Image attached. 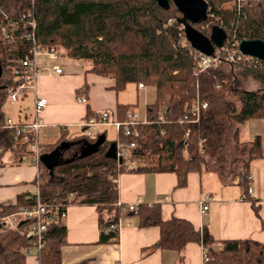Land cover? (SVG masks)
Instances as JSON below:
<instances>
[{
  "label": "trees",
  "instance_id": "1",
  "mask_svg": "<svg viewBox=\"0 0 264 264\" xmlns=\"http://www.w3.org/2000/svg\"><path fill=\"white\" fill-rule=\"evenodd\" d=\"M233 1L207 0L211 20H220L223 26L231 28L236 35L232 40H264V0H245L240 9L234 5L233 11L226 10L224 5ZM29 13L32 14L29 20L33 18L38 24L39 47L62 46L65 57L92 61L94 73L115 80L117 93L129 84L154 87L156 100L147 106L149 123L136 128L137 137L126 135L123 128L118 132L117 142L128 149V160L136 163L135 169L119 166L109 156L110 142L52 169L39 159L35 180L38 192L20 195L16 205L0 206V252L4 264H27L31 222L25 223L20 218L19 229L24 230V235L5 228L3 219L15 213L20 216L24 209H32L39 201L47 206L76 203L96 206L101 243L119 240L121 220L128 214L137 217L141 227L160 228L156 248L182 254L188 243L199 242L209 258L205 264H264V243L259 241L215 240L210 234L202 235L189 221L176 217L163 219L159 205H140L136 212L123 211L118 187L121 174L144 171L175 172L179 185L184 186L190 172L203 171L211 160L216 161L214 166H219L221 178L226 181L228 158L224 151L231 141L232 152L243 159L237 184L242 187L244 199L251 201L257 212V201L249 189L251 164L263 157L262 139L257 136L251 142H242L240 132L251 120H264V94L245 88L246 82L253 78L264 90V69L254 63L231 64L224 57L218 67L195 76L196 63L183 35L184 28L172 18L179 13L174 4L166 11L155 0H0V23L8 26L10 20L17 22L19 33L27 32L22 24L27 22ZM169 19H173L172 24ZM207 23L208 20L194 26L210 35L211 30L204 29ZM33 45L26 39L10 44L0 28L1 60L10 74L5 89L10 93L16 87L13 69L20 66V60L32 56ZM197 98L209 103L200 124L181 125L179 119L190 113ZM4 101L2 97L0 159L4 152H15L21 147L34 155L35 134L15 137L14 130L6 126ZM136 107L137 104L120 103L113 116L125 122L128 112ZM161 114L167 122L158 121ZM91 116L94 114L89 110L87 117ZM188 129L191 132L186 137ZM55 148L45 147L41 154ZM235 171V167L230 170ZM65 210L61 208L58 218L48 226L46 245L39 253L40 264H61V248L67 242V217L62 216ZM218 242L221 247L215 248Z\"/></svg>",
  "mask_w": 264,
  "mask_h": 264
},
{
  "label": "crops",
  "instance_id": "2",
  "mask_svg": "<svg viewBox=\"0 0 264 264\" xmlns=\"http://www.w3.org/2000/svg\"><path fill=\"white\" fill-rule=\"evenodd\" d=\"M40 56L38 64L42 72L38 75L36 88L32 87L22 98L17 116L14 118L13 112H6L3 107L7 118L12 117L16 123L31 124L35 120L36 98L48 100V106L41 114L44 126L36 141L42 150L50 146L56 148L43 153L40 159L45 158L52 169L76 156L91 154L106 142L116 143L118 138L109 140V129L115 127L113 124L98 130L92 141L85 137L81 126L88 118L89 110L95 117L110 112L113 121L118 104H134L123 102L125 100L115 90V80L94 73L90 60L69 57L53 60L47 54ZM54 67H60L62 73L58 74ZM80 96H86L88 102L79 103ZM145 105L147 109L150 104ZM263 122L257 121L258 125ZM259 135L260 132L254 130L246 136L240 135V139L251 142ZM260 137L263 157L251 164V197L257 201L258 213L252 202L244 199L242 187L237 184L239 171H226L227 179L223 181L219 170L214 169L215 160L209 169L190 172L184 186L179 185L175 172H125L118 178L119 201L124 205H159L163 219L176 217L189 221L202 235L210 234L218 241L252 239L264 243V191L261 188L264 185V137ZM33 160L34 155L22 147L2 154L0 206L16 205L20 195L38 192L35 183L38 168ZM207 193L213 194L215 201L204 214L201 201ZM66 225L67 242L61 248V264H205L201 243H188L182 254L156 248L160 228L141 227L137 217L128 214L121 220L119 240L112 243L100 242V215L96 206L69 205ZM214 246L220 248L221 244L218 242ZM2 262L0 255V264ZM27 264H40L39 258L32 254L27 257Z\"/></svg>",
  "mask_w": 264,
  "mask_h": 264
},
{
  "label": "built area",
  "instance_id": "3",
  "mask_svg": "<svg viewBox=\"0 0 264 264\" xmlns=\"http://www.w3.org/2000/svg\"><path fill=\"white\" fill-rule=\"evenodd\" d=\"M245 0H235L234 5L237 8H241L245 6ZM210 15V13H209ZM27 22H23L22 29H26L27 32H17L18 31V23L15 21H9L8 26L4 23H0V28L2 31L3 37L11 44L16 43L19 40H29L34 45L32 47V56H28L22 60H20V66L18 68L13 69V81L16 83L15 89L10 93L11 100L17 101L19 99L24 98L30 92V89L33 87L36 88V82L38 75L42 72L41 68L38 64V57L42 54H47L51 59L57 60L61 57L59 50L55 47H45L41 48L36 43L37 41V22L35 19H30L32 14L29 13L27 16ZM177 19H174V21ZM170 24L173 23V19H170ZM9 26L11 29H9ZM183 35L185 36L184 32ZM239 43L240 40H232L228 37L225 45L220 48L216 47L214 54L212 56L205 55L191 47L190 55L193 57V60L196 63V69L194 71V75L198 76L200 73L218 67L219 63L222 61V58L226 57L227 60L231 64H239L241 62L244 63H254L259 65L261 68L264 69V61L253 58L250 56L243 55L239 50ZM56 72L62 73V69L60 67H54ZM147 87L142 83L139 84V89L143 90ZM218 88H221V85H218ZM79 103H87L88 99L86 96L78 97ZM48 106V100L44 97H37L35 100V120L31 124H21L16 123L14 120L12 121L11 118L6 119V126L10 129H13L15 132V137H19L21 135L28 136V134L33 133L37 137L40 135L43 129V122L41 118V114ZM209 107L208 101H202L201 99L197 98L192 107L190 108V113L186 114L185 116L179 119V123L187 124L188 126H193L200 124L202 119V112L206 111ZM159 122L165 123L167 120L165 119L164 115L161 114L158 118ZM149 123V117L146 113L144 118H140L139 113L136 110L129 111L127 114V119L125 122L117 121L116 119L111 121V116L108 112H103L100 117L93 116L92 118L86 119L81 126L83 128V133L85 137L89 140L96 139V133L98 130L104 129L106 126L113 124L118 132L121 128L124 129L126 135H134L135 137L138 136L137 127L141 124ZM191 130L188 129L186 133V137H189ZM117 147V157L116 161L119 166H126L127 169L132 170L135 169L136 163L132 160H128L130 157V153L128 149L123 148L118 142H116ZM32 149L35 151L34 160L33 162L36 164L39 162L41 157L42 148L38 141H35L32 145ZM252 178V177H251ZM252 193V187L249 189V194ZM215 201V197L213 194H204L202 197V212L204 214L207 213L209 210L210 204ZM119 205L121 206L122 210L127 211H134L138 210V204H129V205H122L119 201ZM69 205H55V206H47L44 205L42 202H38L36 206H34L30 210L24 209L20 216L15 214L13 217L12 215L7 216L4 218V227L8 228L9 230L18 231L20 234H25L24 230L19 229V221H28L31 222V233L29 234V247L26 250V254L31 256L32 254L36 255L39 258L40 251L46 245L45 233L48 229L50 223L55 221L58 216L61 208L66 209L65 212L62 213L63 217H67V208ZM22 218V220L20 219ZM204 258V262L209 260L206 254Z\"/></svg>",
  "mask_w": 264,
  "mask_h": 264
},
{
  "label": "water",
  "instance_id": "4",
  "mask_svg": "<svg viewBox=\"0 0 264 264\" xmlns=\"http://www.w3.org/2000/svg\"><path fill=\"white\" fill-rule=\"evenodd\" d=\"M157 5L169 11L172 4L181 14L177 17V22L183 26L185 38L191 47L205 55L212 56L215 48H222L227 39V31L219 26L214 25L210 35H205L198 30L194 24H201L209 19L210 6L207 0H155ZM239 50L245 56L258 58L264 61V40L263 39H241ZM4 67L0 59V78L3 75ZM116 143H113L108 151L110 157H117ZM48 163L45 158L42 160Z\"/></svg>",
  "mask_w": 264,
  "mask_h": 264
},
{
  "label": "rangeland",
  "instance_id": "5",
  "mask_svg": "<svg viewBox=\"0 0 264 264\" xmlns=\"http://www.w3.org/2000/svg\"><path fill=\"white\" fill-rule=\"evenodd\" d=\"M224 7L226 10L233 11L234 1L228 2L227 4L224 5ZM180 16H181V14L178 13V14H176V17L174 16L172 18L176 19L177 17H180ZM169 21H170V19H169ZM218 24H219V26L223 27L227 31L229 38H231V37L236 38L235 32L232 31L231 28H227L226 26H223L220 20H214V19L211 20L210 17L208 19V23L204 26V29H210L211 30L214 25H218ZM57 49L60 51L61 57H65L64 56V52H66L65 48L62 46H57ZM1 57H2V54H1V50H0V59H1ZM39 61H40V59L38 60V62ZM9 75H10L9 71L4 69L3 75L0 78V99L2 97H4V100H5L4 101V109H5V111L9 112V110H10V113L13 112L12 115L15 118L17 116L16 112H17L18 106L20 104H22L20 102L22 99L17 100L19 102L11 100L10 92L5 89L6 80L9 77ZM138 88L139 87L137 86V84H129L127 86V88L124 91L119 92V94L121 95V99L125 100L123 102H133L134 104L137 103L138 105L136 107V110L139 113L140 118H144L146 116V105H145V103L153 104L156 100V92H155V89L151 88V87H147L146 89H143L141 91H139ZM245 88L264 94L263 87L253 78L249 79L248 82H246ZM11 120L13 121L14 119L11 117ZM257 121H259V120H251L250 122L244 124L241 127V132H240L241 137L243 136V134H245V136H246L254 130H258L260 132L259 136L264 137V122L262 124L258 125ZM109 136H110L109 137L110 141H116L118 138L117 128L114 127V128L109 129ZM232 147H233V144L231 143V141L228 143L227 146H225L224 154L228 158V161H227L228 163L225 164V167L227 168L226 169L227 171L228 170L230 171L232 168L235 167L236 168L235 172H237L241 168V166L243 165V159L241 160L240 157H237V154H234L232 152ZM47 150H48V148H47ZM235 159H237V160L240 159V161L237 164H235V163H233V161ZM213 163H214V160H211L210 163L207 164V167L204 169L206 170V169L211 168ZM222 163L223 162H221V165H222ZM252 167H253V165L251 166V168ZM214 169L220 170L219 166L218 167L215 166ZM261 188L264 191V185L263 184H262ZM15 214H12L11 217H13ZM0 255H1V259L3 261L1 264H4L3 255L1 252H0Z\"/></svg>",
  "mask_w": 264,
  "mask_h": 264
}]
</instances>
